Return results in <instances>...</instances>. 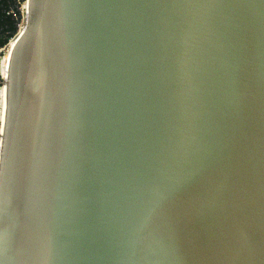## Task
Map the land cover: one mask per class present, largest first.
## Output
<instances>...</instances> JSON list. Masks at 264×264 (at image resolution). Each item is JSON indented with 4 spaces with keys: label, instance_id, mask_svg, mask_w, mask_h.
Instances as JSON below:
<instances>
[{
    "label": "water",
    "instance_id": "water-1",
    "mask_svg": "<svg viewBox=\"0 0 264 264\" xmlns=\"http://www.w3.org/2000/svg\"><path fill=\"white\" fill-rule=\"evenodd\" d=\"M2 84L0 264H264V0H28Z\"/></svg>",
    "mask_w": 264,
    "mask_h": 264
},
{
    "label": "built area",
    "instance_id": "built-area-1",
    "mask_svg": "<svg viewBox=\"0 0 264 264\" xmlns=\"http://www.w3.org/2000/svg\"><path fill=\"white\" fill-rule=\"evenodd\" d=\"M27 12H28V0H0V16L4 18H10L15 22V29L12 32L10 30H5L4 33H2V35L5 34L7 36L5 42L0 45V84L2 86H3L2 82L4 81V77H5V76L3 77L2 74V64L4 61V57L8 53V60H9L11 48L15 43L16 38L19 36V34L22 32L25 26ZM1 29L2 27H0V34H1ZM0 126L2 127L1 119H0ZM1 133L2 130L0 129V141H1Z\"/></svg>",
    "mask_w": 264,
    "mask_h": 264
},
{
    "label": "trees",
    "instance_id": "trees-1",
    "mask_svg": "<svg viewBox=\"0 0 264 264\" xmlns=\"http://www.w3.org/2000/svg\"><path fill=\"white\" fill-rule=\"evenodd\" d=\"M0 27L1 29V34H0V45L3 44L7 38L4 33L5 30H10L11 32L15 29V22L11 20L10 18H4L0 16Z\"/></svg>",
    "mask_w": 264,
    "mask_h": 264
},
{
    "label": "bare ground",
    "instance_id": "bare-ground-1",
    "mask_svg": "<svg viewBox=\"0 0 264 264\" xmlns=\"http://www.w3.org/2000/svg\"><path fill=\"white\" fill-rule=\"evenodd\" d=\"M8 60V53L5 55L4 57V61H3V64H2V74H3V77L5 76V73H6V68H7V61ZM4 85L2 86V88L0 89V119H1V124H2V120H3V114H4ZM2 127L0 126V129Z\"/></svg>",
    "mask_w": 264,
    "mask_h": 264
},
{
    "label": "rangeland",
    "instance_id": "rangeland-1",
    "mask_svg": "<svg viewBox=\"0 0 264 264\" xmlns=\"http://www.w3.org/2000/svg\"><path fill=\"white\" fill-rule=\"evenodd\" d=\"M1 86H2V85L0 84V89H1Z\"/></svg>",
    "mask_w": 264,
    "mask_h": 264
}]
</instances>
